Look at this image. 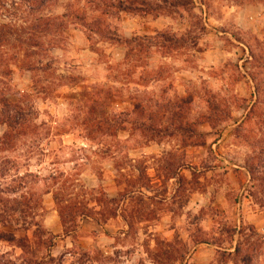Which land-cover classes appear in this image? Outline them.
<instances>
[{
    "label": "rangeland",
    "instance_id": "1",
    "mask_svg": "<svg viewBox=\"0 0 264 264\" xmlns=\"http://www.w3.org/2000/svg\"><path fill=\"white\" fill-rule=\"evenodd\" d=\"M0 264H264V0H0Z\"/></svg>",
    "mask_w": 264,
    "mask_h": 264
},
{
    "label": "crops",
    "instance_id": "2",
    "mask_svg": "<svg viewBox=\"0 0 264 264\" xmlns=\"http://www.w3.org/2000/svg\"><path fill=\"white\" fill-rule=\"evenodd\" d=\"M119 219H121V217L119 216ZM98 226H96V228H97ZM95 228V227H94ZM59 232L56 230L55 231V234H58Z\"/></svg>",
    "mask_w": 264,
    "mask_h": 264
},
{
    "label": "trees",
    "instance_id": "3",
    "mask_svg": "<svg viewBox=\"0 0 264 264\" xmlns=\"http://www.w3.org/2000/svg\"><path fill=\"white\" fill-rule=\"evenodd\" d=\"M102 4H104V2H101Z\"/></svg>",
    "mask_w": 264,
    "mask_h": 264
}]
</instances>
